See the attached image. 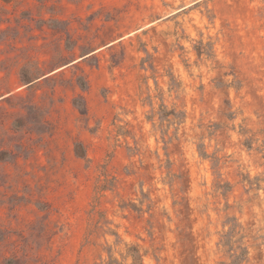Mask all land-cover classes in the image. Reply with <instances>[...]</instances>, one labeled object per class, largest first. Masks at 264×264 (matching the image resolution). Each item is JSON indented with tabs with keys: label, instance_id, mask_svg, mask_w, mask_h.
<instances>
[{
	"label": "rangeland",
	"instance_id": "rangeland-1",
	"mask_svg": "<svg viewBox=\"0 0 264 264\" xmlns=\"http://www.w3.org/2000/svg\"><path fill=\"white\" fill-rule=\"evenodd\" d=\"M0 264H264V0H0Z\"/></svg>",
	"mask_w": 264,
	"mask_h": 264
},
{
	"label": "trees",
	"instance_id": "trees-1",
	"mask_svg": "<svg viewBox=\"0 0 264 264\" xmlns=\"http://www.w3.org/2000/svg\"><path fill=\"white\" fill-rule=\"evenodd\" d=\"M138 260H140V258H138Z\"/></svg>",
	"mask_w": 264,
	"mask_h": 264
}]
</instances>
